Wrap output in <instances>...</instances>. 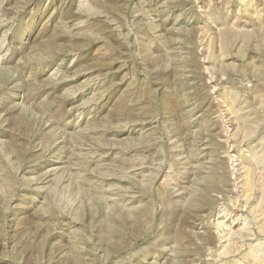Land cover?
<instances>
[{"label":"rangeland","instance_id":"rangeland-1","mask_svg":"<svg viewBox=\"0 0 264 264\" xmlns=\"http://www.w3.org/2000/svg\"><path fill=\"white\" fill-rule=\"evenodd\" d=\"M0 264H264V0H0Z\"/></svg>","mask_w":264,"mask_h":264}]
</instances>
